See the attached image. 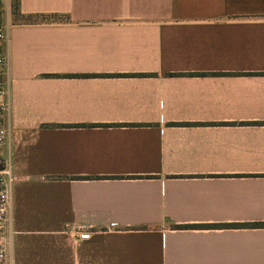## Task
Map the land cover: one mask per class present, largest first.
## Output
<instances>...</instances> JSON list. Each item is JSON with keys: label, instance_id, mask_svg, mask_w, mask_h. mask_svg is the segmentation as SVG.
Masks as SVG:
<instances>
[{"label": "crops", "instance_id": "1", "mask_svg": "<svg viewBox=\"0 0 264 264\" xmlns=\"http://www.w3.org/2000/svg\"><path fill=\"white\" fill-rule=\"evenodd\" d=\"M1 2L11 264H264V0Z\"/></svg>", "mask_w": 264, "mask_h": 264}, {"label": "built area", "instance_id": "2", "mask_svg": "<svg viewBox=\"0 0 264 264\" xmlns=\"http://www.w3.org/2000/svg\"><path fill=\"white\" fill-rule=\"evenodd\" d=\"M5 37V26L0 22V40ZM7 63L6 55H0V114L6 115L9 109ZM9 131L7 125L0 126V148L8 143ZM12 181L10 159L0 155V264H11ZM77 233V239L84 240L89 238L90 232L80 230Z\"/></svg>", "mask_w": 264, "mask_h": 264}, {"label": "trees", "instance_id": "3", "mask_svg": "<svg viewBox=\"0 0 264 264\" xmlns=\"http://www.w3.org/2000/svg\"><path fill=\"white\" fill-rule=\"evenodd\" d=\"M14 6H13V9H16L17 8V0H15V2H14V4H13ZM12 10V9H11ZM2 12H3V10L0 8V22H1V20H2ZM254 225H256V224H254Z\"/></svg>", "mask_w": 264, "mask_h": 264}, {"label": "rangeland", "instance_id": "4", "mask_svg": "<svg viewBox=\"0 0 264 264\" xmlns=\"http://www.w3.org/2000/svg\"><path fill=\"white\" fill-rule=\"evenodd\" d=\"M14 2H15V0H9V8H10V10L11 9L13 10Z\"/></svg>", "mask_w": 264, "mask_h": 264}]
</instances>
